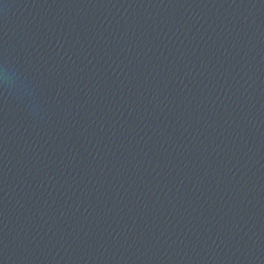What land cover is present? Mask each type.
Masks as SVG:
<instances>
[{"label": "water", "instance_id": "water-1", "mask_svg": "<svg viewBox=\"0 0 264 264\" xmlns=\"http://www.w3.org/2000/svg\"><path fill=\"white\" fill-rule=\"evenodd\" d=\"M0 264H264V0H0Z\"/></svg>", "mask_w": 264, "mask_h": 264}, {"label": "clouds", "instance_id": "clouds-1", "mask_svg": "<svg viewBox=\"0 0 264 264\" xmlns=\"http://www.w3.org/2000/svg\"><path fill=\"white\" fill-rule=\"evenodd\" d=\"M0 85L10 91L22 90L26 96H30V85L21 79L16 69L11 66L0 67Z\"/></svg>", "mask_w": 264, "mask_h": 264}]
</instances>
